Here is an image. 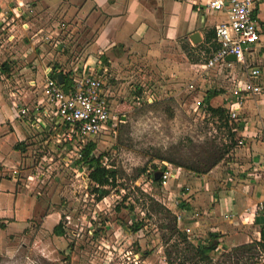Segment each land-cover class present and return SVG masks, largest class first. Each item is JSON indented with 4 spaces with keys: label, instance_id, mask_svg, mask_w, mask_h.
Returning <instances> with one entry per match:
<instances>
[{
    "label": "rangeland",
    "instance_id": "374dc122",
    "mask_svg": "<svg viewBox=\"0 0 264 264\" xmlns=\"http://www.w3.org/2000/svg\"><path fill=\"white\" fill-rule=\"evenodd\" d=\"M22 8L11 24L20 22L23 32L10 25L0 27V264H189L193 251L181 241L167 211L176 210L174 198L165 197L166 191L159 186L152 188L147 173L139 172L144 168L151 172L163 162L176 165L169 159L200 168L215 151L230 146L227 127L197 105L203 90L213 82H191L194 78L189 77L187 85L182 82L173 93L151 87L156 98L151 102L136 101L129 82H124L117 89L120 95L108 97L110 111L116 115L113 128L89 143L95 145L94 153L102 155L104 163L117 170L118 184L97 201L88 191L86 165L77 163L78 148L58 142L38 125L27 149L28 161L22 163L12 153L15 146L4 137L15 119H22H10L20 107L37 104L27 98L24 82L15 81L24 75L20 68L3 69L9 50H19L30 37L28 33L42 25L47 29L42 39L55 48L59 36L68 38L70 34L68 23L60 33H52L55 26L39 21L35 7ZM203 56L196 59L204 62ZM243 70H238L241 76ZM120 98L127 102L125 107ZM243 115L250 116L247 108ZM238 137L235 135L236 143L223 161L243 146L245 141L238 142ZM177 216L176 229H180ZM59 221L62 235L53 232ZM189 236L197 242V237ZM249 254L224 250L212 253V262L197 264H253L256 259L248 258Z\"/></svg>",
    "mask_w": 264,
    "mask_h": 264
},
{
    "label": "crops",
    "instance_id": "0c3cea01",
    "mask_svg": "<svg viewBox=\"0 0 264 264\" xmlns=\"http://www.w3.org/2000/svg\"><path fill=\"white\" fill-rule=\"evenodd\" d=\"M18 1L21 8L29 4L35 7L39 21L52 22L56 28L52 33H60L64 23L70 29L68 38H57L56 48L46 38L42 39L47 30L45 25L30 31V37L25 38L26 43H21L19 50L10 46L6 66L20 68L24 75L15 81L24 82L27 98L35 100L33 105L44 97L41 78L46 68H51L56 78L61 71L70 74L76 70L82 74L101 70L108 97L120 95L118 87L129 82L136 101L143 98L156 101L149 88L173 93L182 82L186 86L190 77L194 78L191 82H213L203 90L199 105L202 108L208 94L215 93L209 99L211 106L225 110L242 100L233 133L245 145L231 154V159L218 162L204 173L184 172L180 166L169 164L172 176L159 187L166 191L165 197L174 198L173 206L178 212L175 209L172 212L181 217L178 226L182 230L190 228L187 235L197 237V243L209 234H219L216 251L221 252L260 240L264 206L258 202L264 197V144L258 129L264 121V0H258L255 8L259 40L244 51L245 62L261 71L258 81L262 90L253 97L237 88L243 89L248 79L249 69L244 64L231 62L204 70L203 62L196 59L208 52L210 42L213 45V38L208 40V35L225 19L224 12L206 9L208 0H0V20L8 17L0 23L2 29L10 25L11 29L16 27L23 32L20 22L14 25L9 19ZM195 32L200 37L196 43L191 40ZM241 68L242 76L238 73ZM120 101L121 107H125L127 102L122 98ZM245 108L249 117L243 115ZM15 120L4 137L13 146L18 143L23 147L21 152L15 147L12 153L25 163L32 132L41 125L45 131L49 130V119L44 117L40 125L31 123L29 117ZM47 132L49 136L54 134ZM162 166L153 169L157 168L160 175ZM256 260L264 264L263 256Z\"/></svg>",
    "mask_w": 264,
    "mask_h": 264
},
{
    "label": "built area",
    "instance_id": "2783aa9c",
    "mask_svg": "<svg viewBox=\"0 0 264 264\" xmlns=\"http://www.w3.org/2000/svg\"><path fill=\"white\" fill-rule=\"evenodd\" d=\"M257 2L258 0H208L205 3L206 9L224 12L225 19L214 27L215 35L212 43L215 45L210 42L208 52L203 53L204 70L216 65L229 64L233 61H227L226 56L235 55V62L242 63L246 69H249L248 79L243 83V89L240 86L237 87L246 92L249 97H253L262 90L258 81L261 77L260 69L248 65L244 56V51L259 40V25L255 14ZM20 9L21 3L15 2L11 10L13 17L10 20H15L20 15ZM7 19L8 17L4 16L0 23ZM68 77L71 84L65 89L56 76L52 75L51 68H46L41 78L44 97L37 101L33 108L20 107L17 116L29 117L31 123L39 125L43 124V118L47 117L48 131L54 132L53 136L58 142H65L73 148H78L79 152L76 155L78 160L81 158L82 150L92 138L113 128L116 115L110 111L101 70L94 69L82 74L74 70ZM241 103L242 100H238L235 106L226 110L228 124L233 131H236L234 123L238 121ZM197 105H201V101L198 100ZM258 134L264 144V121L259 124ZM163 166L160 172L161 184L166 183L172 176L170 165L163 162ZM258 204L264 206V197ZM177 221L178 223L181 221L179 215ZM183 230L187 234L191 232L190 228H183Z\"/></svg>",
    "mask_w": 264,
    "mask_h": 264
},
{
    "label": "trees",
    "instance_id": "16d2710c",
    "mask_svg": "<svg viewBox=\"0 0 264 264\" xmlns=\"http://www.w3.org/2000/svg\"><path fill=\"white\" fill-rule=\"evenodd\" d=\"M215 35V31L213 30L211 34H209V39L213 38ZM213 45H215L213 43ZM8 66H6V63L3 65V69H7ZM5 71V70H4ZM62 75L63 83L62 86L67 89L70 87V79H69V73L62 71L60 72ZM212 95H215L212 94ZM212 95L208 94L207 98L204 99L203 102V110L204 112L210 116L211 118H216L217 121L223 123L227 129L229 130V135L231 136V144L230 146H226V148H223L222 150H219L218 152L215 151L214 155L209 159V162H204V164L199 168V166H186L183 164H179L174 162L173 160L169 159L168 161L171 163H174L178 166L182 165L183 167L187 168L188 170L193 171L194 173H204L209 171L213 166H215L218 162L224 160V156L228 154L230 147L235 145V133L231 132L228 122H227V115L226 110L223 107H213L209 103V99L212 97ZM17 149H20L21 147L19 144L15 146ZM95 145L93 143H88L87 146L82 150L81 158L77 160V163H81L83 165H86V177L88 178L90 184L88 185V191L94 195L95 199L97 201L104 198L106 195L109 194L112 187H115L118 184V175L117 170L110 165H107L103 161L102 155H96L94 153ZM161 160H165L161 158ZM156 167V166H154ZM164 166H162V169ZM161 170V169H160ZM159 170L157 168L153 169L151 172H147V169H143L139 172V174L147 173L148 178L150 179L151 184L155 186L161 185V177L158 174ZM168 213L173 217L174 219V228L177 234L179 235L181 241L186 242L188 244V249L193 251V258H196L198 260L193 261L190 260L189 264H197L199 262H212V253H217V247L219 245L218 237L219 234H209V236L203 240L200 243H194L191 241L190 237L183 231L181 228L178 230L176 229V215L172 213L169 209L167 210ZM53 232L56 235H62L64 233L63 231V224L61 221H59L53 228ZM225 251L234 252L235 254L239 253H250L248 255V258H254L258 259L259 256L264 257V223L260 226V240L254 241L252 243L248 244H242L239 246L232 247L230 249H226ZM253 264H258V261L256 260Z\"/></svg>",
    "mask_w": 264,
    "mask_h": 264
},
{
    "label": "water",
    "instance_id": "95a60500",
    "mask_svg": "<svg viewBox=\"0 0 264 264\" xmlns=\"http://www.w3.org/2000/svg\"><path fill=\"white\" fill-rule=\"evenodd\" d=\"M191 40L193 41V42H198L199 40H200V37H199V35H198V33H194V34H192V36H191ZM227 61H233V62H235L236 61V57H235V55H233V54H230V55H228V56H226V58H225ZM57 79H58V82L59 83H62V75L61 74H58L57 75Z\"/></svg>",
    "mask_w": 264,
    "mask_h": 264
}]
</instances>
